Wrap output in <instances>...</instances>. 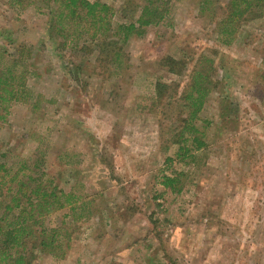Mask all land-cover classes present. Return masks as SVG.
Instances as JSON below:
<instances>
[{
  "label": "rangeland",
  "instance_id": "1",
  "mask_svg": "<svg viewBox=\"0 0 264 264\" xmlns=\"http://www.w3.org/2000/svg\"><path fill=\"white\" fill-rule=\"evenodd\" d=\"M87 1L112 9V34L137 15L120 9L142 3ZM165 1V21L129 36L117 72L100 67L106 76L92 74V45L86 57L56 50L46 10L0 0V47L30 70L28 100L0 121V161L15 170L31 156L75 197L41 220L57 231L59 257L34 252L31 264H264V11L225 37L212 20L225 0ZM165 58L181 75L159 66ZM194 66L213 86L198 115L205 147L191 164L166 163L180 109L155 106L153 86L180 91ZM174 173L178 193L160 184Z\"/></svg>",
  "mask_w": 264,
  "mask_h": 264
},
{
  "label": "trees",
  "instance_id": "2",
  "mask_svg": "<svg viewBox=\"0 0 264 264\" xmlns=\"http://www.w3.org/2000/svg\"><path fill=\"white\" fill-rule=\"evenodd\" d=\"M9 3L16 7L33 5L38 12L46 10L44 36L57 41V51L68 50L85 57L94 51L93 65L96 66H93L92 74L97 68L111 66L117 72L124 61L123 46L129 36H140L144 28L162 24L169 12V2L165 0H142L135 7L124 5L119 11L121 17L126 18L127 12L133 15L137 12L136 18L133 16L134 22L128 25L117 26L112 34V9L103 3L87 0H9ZM208 3V0L200 1L201 5ZM220 8L222 14L217 21L212 19L217 28L215 34L227 37L246 14L264 11V0H225ZM3 37L0 34V38ZM14 57L0 47V121L4 120L12 104L26 102L29 97L26 80L30 70L22 68L18 71L22 61L20 58L16 61ZM159 66L174 76L181 75L183 70L181 62L171 58L162 59ZM201 70L194 66L180 91L178 84L174 83L156 82L153 86L155 106L163 109L173 104L180 109L176 119L180 125L173 127L169 142L176 146L174 157L165 158L166 163L191 164L194 152L205 147L201 126L204 122L198 115L213 86L207 84V75ZM99 73L109 76L105 70ZM7 151L4 149L0 158L5 159ZM15 164L14 170L0 161V264H31L36 256L34 252L59 257L57 250L60 246L55 245L59 243L57 231L43 226L41 220L64 206H71L75 197L58 189L52 175L40 171L39 161L31 156L22 157ZM160 178L165 189L174 193L180 191L177 173Z\"/></svg>",
  "mask_w": 264,
  "mask_h": 264
}]
</instances>
